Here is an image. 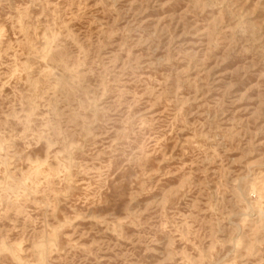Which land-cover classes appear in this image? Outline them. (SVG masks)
<instances>
[{"label": "rangeland", "instance_id": "obj_1", "mask_svg": "<svg viewBox=\"0 0 264 264\" xmlns=\"http://www.w3.org/2000/svg\"><path fill=\"white\" fill-rule=\"evenodd\" d=\"M0 264H264V0H0Z\"/></svg>", "mask_w": 264, "mask_h": 264}]
</instances>
